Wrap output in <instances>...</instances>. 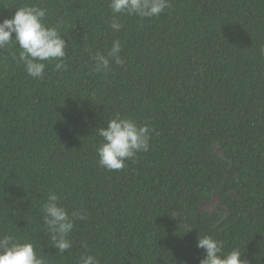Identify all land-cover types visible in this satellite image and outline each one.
<instances>
[{
    "label": "trees",
    "instance_id": "obj_1",
    "mask_svg": "<svg viewBox=\"0 0 264 264\" xmlns=\"http://www.w3.org/2000/svg\"><path fill=\"white\" fill-rule=\"evenodd\" d=\"M171 2L151 19L121 15L115 32L110 0H0V22L39 5L68 43V70L49 65L43 79L13 59L18 48L0 49V233L34 243L48 264L85 253L100 264H200L199 235L264 264V0ZM117 39L124 66L93 72L84 49L106 54ZM117 114L154 131L148 152L108 171L96 131ZM49 192L88 216L62 256L43 224ZM212 193L223 220L198 212Z\"/></svg>",
    "mask_w": 264,
    "mask_h": 264
},
{
    "label": "clouds",
    "instance_id": "obj_2",
    "mask_svg": "<svg viewBox=\"0 0 264 264\" xmlns=\"http://www.w3.org/2000/svg\"><path fill=\"white\" fill-rule=\"evenodd\" d=\"M112 12L110 27L118 32L123 28L121 15L151 19L160 16L172 8L171 0H110ZM47 8L24 4L16 8L11 18L0 22V49L11 45L18 48L13 59L24 66L26 73L33 79H43L45 70L53 65L57 72L68 70L66 63L68 43L59 28L45 23ZM13 34H15L13 36ZM123 45L114 40L106 54L84 49L91 58V70L97 74L111 71L113 63L124 66L121 53ZM264 53V49H261ZM154 129L147 124H138L132 118L115 115L107 121L106 128H99L96 135L102 138L96 147L99 165L108 171H120L126 167V161L135 160L138 153L150 149L151 133ZM61 197L49 192L42 203L41 213L44 227L48 233L49 247L56 249V255H63L72 248L70 239L77 220L88 218L86 211L68 210L60 203ZM82 246L87 249V243ZM197 247L205 251L200 264H250L242 259L243 253L234 248L224 251V242L210 235H199ZM51 255V254H49ZM38 254L36 245L30 241H21L12 234L0 233V264H48L47 256ZM77 264H100L93 255H80Z\"/></svg>",
    "mask_w": 264,
    "mask_h": 264
},
{
    "label": "rangeland",
    "instance_id": "obj_3",
    "mask_svg": "<svg viewBox=\"0 0 264 264\" xmlns=\"http://www.w3.org/2000/svg\"><path fill=\"white\" fill-rule=\"evenodd\" d=\"M216 153L218 157L222 161H224L223 154L221 150L217 147H216ZM229 195L234 197V193L232 191L229 192ZM198 212L201 216H208L207 218H210L211 216H214V215H218L220 220H223L228 216V210L222 207L221 199L219 198V195L215 193L211 194L210 200L199 202ZM176 217H178L180 225H182L186 229H191V226L188 225L187 222H185L183 215H181L180 217V214L176 213Z\"/></svg>",
    "mask_w": 264,
    "mask_h": 264
}]
</instances>
